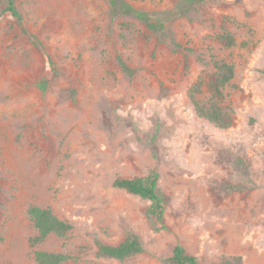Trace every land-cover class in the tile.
Listing matches in <instances>:
<instances>
[{
  "label": "rangeland",
  "instance_id": "rangeland-1",
  "mask_svg": "<svg viewBox=\"0 0 264 264\" xmlns=\"http://www.w3.org/2000/svg\"><path fill=\"white\" fill-rule=\"evenodd\" d=\"M128 1L163 9L177 0ZM18 5L46 52L11 16L0 20V264H37L35 249L70 255L61 264H163L177 243L199 264L232 255L264 264V0H205L176 20L173 36L192 53L173 52L133 18L111 17L105 0ZM225 30L235 45L219 42ZM214 59L235 64L226 129L198 117L187 97ZM151 169L167 199L166 229L148 219V200L112 186ZM31 204L67 220L68 238L33 245ZM127 232L140 237L141 253L95 256L94 238L118 243Z\"/></svg>",
  "mask_w": 264,
  "mask_h": 264
},
{
  "label": "trees",
  "instance_id": "trees-1",
  "mask_svg": "<svg viewBox=\"0 0 264 264\" xmlns=\"http://www.w3.org/2000/svg\"><path fill=\"white\" fill-rule=\"evenodd\" d=\"M105 1L111 17L133 18L141 23L159 42L168 43L173 52L181 50L194 52L192 47L183 45L174 38L171 25L180 18L189 17L192 12L198 10L205 0H177L172 7L163 9H141L128 0ZM5 15H9L15 20L19 31L29 39L33 46L46 52V46L42 40L26 26L18 0H0V20ZM217 38L224 47L236 44L234 35L228 30L219 33ZM116 60L125 75L132 77L135 74L136 70L122 57L117 56ZM50 63L53 62L50 60ZM235 73L233 62L214 59L213 71L208 77L205 79L203 76H198L187 91L188 100L196 115L219 129L229 128L233 123V112L230 105L225 103L224 90L231 85ZM48 83L49 79L43 78L38 86L42 91H46ZM237 164L243 166V159L238 158ZM159 176L156 169H151L144 176L117 177L112 182V186L149 201L146 215L157 230L166 229L164 214L167 204V199L158 188ZM239 189L240 187L237 186L229 187L230 191ZM27 215L36 230L35 235L31 238L33 245L42 243L51 234L66 240L72 229V225L55 214L50 206L31 204L27 209ZM94 246L97 258L115 259L120 262L143 251L142 240L133 232H127L118 243H107L99 238H94ZM33 256L37 264H61L70 259V255L66 253L42 249H35ZM163 264H199V262L195 255L186 252L184 247L177 243L173 246L171 255L163 260ZM218 264L244 263L241 256L232 255L223 256Z\"/></svg>",
  "mask_w": 264,
  "mask_h": 264
}]
</instances>
